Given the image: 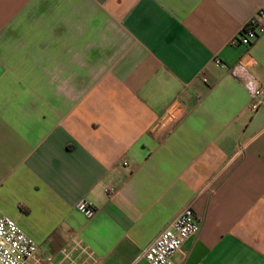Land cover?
Masks as SVG:
<instances>
[{
	"label": "crops",
	"instance_id": "0c3cea01",
	"mask_svg": "<svg viewBox=\"0 0 264 264\" xmlns=\"http://www.w3.org/2000/svg\"><path fill=\"white\" fill-rule=\"evenodd\" d=\"M259 9L0 0V212L42 264H68L76 239L84 264H149L141 252L189 203L199 230L173 264H264V106L233 73L264 85V34L232 43Z\"/></svg>",
	"mask_w": 264,
	"mask_h": 264
},
{
	"label": "built area",
	"instance_id": "2783aa9c",
	"mask_svg": "<svg viewBox=\"0 0 264 264\" xmlns=\"http://www.w3.org/2000/svg\"><path fill=\"white\" fill-rule=\"evenodd\" d=\"M264 34V10L259 9L255 15L239 31L232 43L249 46L259 36ZM216 66H220L219 59H215ZM233 73L240 77L249 91L251 101L249 109L256 111L264 106V85L258 87L256 77L242 64L233 69ZM112 187L105 188V193L112 192ZM77 210L86 217L95 213V208L85 201H80ZM199 230L191 203L185 205L181 211L170 221L153 241L141 252L149 264H173L174 255L181 249L183 243ZM40 247L27 236L16 222L0 212V264H42L38 253ZM77 253L73 255V253ZM84 254L85 259L78 262ZM91 257L88 247L79 240H72L71 249L63 251L61 262L67 260L68 264H84ZM50 264L51 261L49 262Z\"/></svg>",
	"mask_w": 264,
	"mask_h": 264
}]
</instances>
